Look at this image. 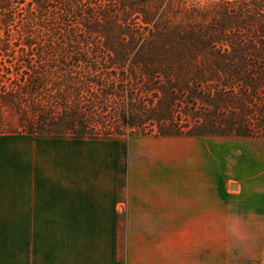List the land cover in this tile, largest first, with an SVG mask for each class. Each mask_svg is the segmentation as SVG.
I'll use <instances>...</instances> for the list:
<instances>
[{
    "label": "trees",
    "instance_id": "16d2710c",
    "mask_svg": "<svg viewBox=\"0 0 264 264\" xmlns=\"http://www.w3.org/2000/svg\"><path fill=\"white\" fill-rule=\"evenodd\" d=\"M1 71L23 133L119 140L126 178L135 136L264 139V0H0Z\"/></svg>",
    "mask_w": 264,
    "mask_h": 264
},
{
    "label": "crops",
    "instance_id": "0c3cea01",
    "mask_svg": "<svg viewBox=\"0 0 264 264\" xmlns=\"http://www.w3.org/2000/svg\"><path fill=\"white\" fill-rule=\"evenodd\" d=\"M139 137L124 188L119 140L0 134V264H219L213 182L172 174L188 137Z\"/></svg>",
    "mask_w": 264,
    "mask_h": 264
},
{
    "label": "rangeland",
    "instance_id": "374dc122",
    "mask_svg": "<svg viewBox=\"0 0 264 264\" xmlns=\"http://www.w3.org/2000/svg\"><path fill=\"white\" fill-rule=\"evenodd\" d=\"M183 1L204 6L220 0ZM11 76V80L19 78L15 73ZM7 78L10 76L1 71L2 86L10 84ZM22 115L18 107L1 105L0 134L23 133ZM141 139L135 136L131 142ZM168 140L173 160L192 161L186 165V180L180 175L185 166L179 164L172 168L174 178L189 183L191 178L208 177L218 193L219 264H264V139L209 136ZM192 171L197 175H191ZM126 182L124 177V188Z\"/></svg>",
    "mask_w": 264,
    "mask_h": 264
},
{
    "label": "water",
    "instance_id": "95a60500",
    "mask_svg": "<svg viewBox=\"0 0 264 264\" xmlns=\"http://www.w3.org/2000/svg\"><path fill=\"white\" fill-rule=\"evenodd\" d=\"M233 188H235V187L233 186Z\"/></svg>",
    "mask_w": 264,
    "mask_h": 264
}]
</instances>
